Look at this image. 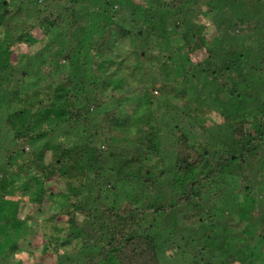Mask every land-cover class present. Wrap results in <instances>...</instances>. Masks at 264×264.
<instances>
[{
	"label": "trees",
	"instance_id": "16d2710c",
	"mask_svg": "<svg viewBox=\"0 0 264 264\" xmlns=\"http://www.w3.org/2000/svg\"><path fill=\"white\" fill-rule=\"evenodd\" d=\"M77 1L44 0L42 20L9 41L6 32L19 23L14 11L24 0L17 6L13 0H0V30L5 32L0 44H4L0 46V264H41L38 259H50L53 264H207L206 252H221L227 245L216 236L231 228L228 219L216 217L214 207L218 181L225 178H235L238 189L235 199H219L225 205H237L245 238L234 240L242 242L243 253L226 255L221 264H244L252 260L250 256L264 254V215L258 213L264 206V162L241 168L248 157L255 159L258 153L264 157V100L256 105L257 116L236 110L233 118L224 117L234 124L229 127L231 144L222 151L220 143L214 152L202 144L196 146V130L170 126L168 119L179 117L178 112L168 103L161 105L148 86L139 97L148 95L137 97L139 103L127 119L114 108L92 125L88 118L102 105L101 100L94 103L85 87L87 71L98 77L103 68H117L111 56L114 42L133 37L142 46L134 55V69L141 72L142 81L150 76L161 94L172 92L176 83L167 78L175 71L183 91L224 93L240 107L247 74L238 54L224 51L223 46L228 41L240 48L244 38L229 35L242 26L239 20L246 14L242 6L252 13L264 12V0H152L148 10L146 6L132 10L131 17L138 15L134 32L112 21L77 28ZM210 8L214 16L207 22L214 24V34L195 16H206ZM223 9L226 12L221 14ZM105 12L99 19H104ZM237 13L239 20L229 26L219 23L220 14ZM249 18L247 14L243 24L246 32L252 30ZM48 28H67L66 35L79 51L73 53L54 42L43 47ZM245 39L251 44L250 55L264 63L257 55L264 50V37L255 30ZM31 40L39 49L19 53L18 46ZM61 56L65 65L58 63ZM65 68L67 74L53 77ZM257 78L263 81V68ZM89 88L94 90L96 84ZM49 110L54 111V121L44 126L40 115ZM187 112L196 118L193 110ZM209 131L205 128L200 140ZM120 144L125 155L118 153ZM101 146L108 150L101 151ZM105 169L107 175L102 177ZM258 173L263 177L259 183ZM107 179L111 183L104 184ZM52 183L62 185V191L52 192ZM117 185L127 187L126 197L119 201L112 195ZM47 205L57 209L41 218ZM34 233L41 258L20 249L22 241ZM244 253L251 259L243 258Z\"/></svg>",
	"mask_w": 264,
	"mask_h": 264
},
{
	"label": "rangeland",
	"instance_id": "374dc122",
	"mask_svg": "<svg viewBox=\"0 0 264 264\" xmlns=\"http://www.w3.org/2000/svg\"><path fill=\"white\" fill-rule=\"evenodd\" d=\"M129 1L130 4L127 5L126 2ZM19 0H13L14 6H17ZM152 0H78L77 4L75 5L76 8V26L77 28H82L84 26L91 25L92 27L95 26L96 23L100 21L108 22L112 21L114 24H116L118 27H124L125 29L129 31H133L136 29L134 26L136 24V18L134 15H132V10L135 11L143 10L146 6L147 10L150 6V3ZM44 4V0H24L23 4H20L19 9L14 11L18 22H15L13 25V28L10 27L8 29L7 35L9 37V41L12 40V36L17 33H25L27 32L30 27L38 22H40L43 18V14L46 13L45 10H42L41 7ZM220 8L221 6L218 5ZM211 8H215V5L212 4ZM210 8L211 12L207 13L206 16L202 15H195L197 16L202 23H205L208 25L209 28V34H214V24L211 26L207 21L210 19L209 16H214V12ZM106 10L104 13V19H99V16L102 15V11ZM241 10L246 13L244 14L241 19L239 20L238 14H234L231 17L226 15H221L224 12H226V9H223L220 11V24L223 26H229L231 23L239 20L241 23V28H239V31L231 33L229 36L232 37H238L242 36L240 39L242 40V45L240 43L238 46L240 48H237L233 43H229L228 41H225V46H223L224 51H230L238 54V58L241 64V69L245 74H247V81H246V88L242 89L241 91V97H242V106H238L235 102L230 101L227 98V95L224 93H221L220 95L214 96V94H201V93H195V91H183L181 88V81L178 78V73L175 71H172L171 74L173 77L168 76L166 73V76H168V81L172 82L174 81L175 87L172 89L171 93L161 94L157 87H154L151 84V77L149 76L145 81H142L141 78V72H137L134 69V55H138L140 53L141 44L139 38H126L122 41H116L113 45V50L111 53L112 58L116 60L117 68L115 70L108 71L107 69L103 68L100 72V75L98 77L91 76L89 71L86 72L87 78L85 87L88 88V92L91 94V99H93L94 103H99L101 100V108L94 111V114H92L88 120L92 125H97L101 119V115L109 111L110 109H120L122 110V119H127L130 115V111L136 108V104L139 103L137 97L141 94L143 91L144 86H148L153 88L155 96L161 101V105L163 103H168L174 112H178L179 117H170L168 119V123L173 128H178V126L183 125L185 129L187 127L190 130H196V134L194 137L197 136V139H193L196 142V146L199 147L200 144L207 146L211 151H216V145L222 143L218 150L224 151L225 148H227V145L231 144L232 136L230 135L229 127L234 125L232 122H225L224 117L229 115L231 118L234 116V111L238 110L239 114H249V116L254 117L257 116V109L256 105L258 106L259 100H264V79L257 78V75L260 73V69H264V63H260L258 59L253 57L252 52L249 51V48L251 47V44H247V41L245 38L248 37V35H251L253 31L259 32L264 37V12L262 11H256L255 13H252V9H247L245 6H242ZM136 12V13H137ZM247 14L250 15V18L248 24L252 27V30L249 32H246L245 25L246 23L245 19H247ZM153 14L150 15L152 17ZM193 16V17H195ZM194 24L196 23L195 19L192 21ZM130 23V25H129ZM255 23V24H254ZM45 40L46 44L43 46L46 48L48 42H54L59 43L61 46H64L66 48H71L73 53H77L79 50L76 51L75 42L66 35L67 28H60L56 30H51V28L45 29ZM179 30H177L178 32ZM40 32V31H39ZM42 32V31H41ZM228 36V37H229ZM5 38V32L0 30V44ZM230 39V38H229ZM240 39H231L233 42H238ZM262 44H264V39L262 41ZM4 45V44H2ZM0 45V46H2ZM38 43L35 44L32 42V40L25 44H20L18 46L19 50L18 52L21 54H29L32 51L38 50ZM50 47H52V44H50ZM130 48V49H129ZM130 50V51H128ZM75 51V52H74ZM83 52H86V49H82ZM72 54V53H71ZM260 57V60L264 61V50L259 52L257 54ZM246 56L245 58H242ZM48 62V61H47ZM89 62V61H87ZM58 63L60 65H65L66 61L61 56L58 60ZM107 63H105V66ZM68 68H65L64 70H61L58 74H53V77H60L61 75L64 76ZM67 74V73H66ZM73 74V80L76 81L74 73ZM81 76H86L84 74L79 73ZM56 75V76H54ZM165 76V77H166ZM178 78V79H177ZM259 79V80H257ZM44 80H46L44 78ZM91 83L96 84V88L92 90L89 88ZM192 83H190L191 86ZM194 85H192V88ZM25 92V90H23ZM186 92V93H185ZM148 94H142L139 98H143V96ZM250 96H253L252 99H250ZM182 99V102H180ZM194 99V101L192 100ZM245 99L246 102L243 100ZM192 100V101H191ZM188 105V108L186 107ZM162 113L165 116L167 113L165 112L164 107H162ZM154 109L157 111V105L154 106ZM187 109L193 110L196 115V120L189 117V113L187 112ZM166 113V114H165ZM54 111L49 110L48 112H44L42 115H40L42 124L44 126L52 123L54 121ZM169 116V115H168ZM175 121L173 120V118ZM156 118L159 119L158 114H156ZM250 118V120H251ZM195 120V121H194ZM207 129L205 133V136L202 137V140H200L201 133ZM231 128V127H230ZM194 132V133H195ZM193 137V138H194ZM102 145V144H101ZM103 146L100 147L101 151H107L108 147L105 146V148L102 149ZM225 147V148H224ZM124 147H122V144H120V152L123 155H125L126 152L122 150ZM221 148V149H220ZM27 148H24L26 151ZM1 157V156H0ZM262 159V162H264V157L262 153H258L256 158H246L241 163V168L244 170L243 167L249 168L254 163H260ZM108 163V162H107ZM115 166V162H109V166ZM159 171H162L164 169L162 164H159L158 167ZM264 172V170H263ZM102 177H106V169L101 170ZM264 176V173H263ZM256 181L262 182L263 177L261 173H258L255 175ZM254 177V178H255ZM111 183L109 179L103 181ZM219 185L217 184L218 190L215 191L216 194L214 198V207H215V213L217 218H226L229 220V225L231 228H229L225 234L220 233V235L216 236L219 240L221 239L222 242L226 243L227 245H224V248H222V251H214L206 254L207 256V264H221L223 258L226 255H229L233 252L243 253L242 251V242L239 244H235L234 240L245 238L242 237L241 233H244L245 231L242 230L241 225V217L240 214L237 215V205L235 203L230 205H225L221 202L220 199H223L226 197L225 200L234 198L235 199V193L238 189V185L235 178H225L224 180L218 181ZM52 192H60L62 191V185L59 183H52L51 185ZM62 186V187H61ZM108 187V185H106ZM109 189V188H108ZM126 186H120L117 185L115 191L112 192V195L115 196L116 201L121 200L122 198L126 197ZM227 194V195H226ZM219 197H221L219 199ZM47 202H49L47 200ZM48 204V203H46ZM44 213L41 214V218L44 216L48 217L49 214L53 213L57 208L51 207L50 205L44 206ZM224 207V208H223ZM223 210V214L219 211ZM225 211V212H224ZM258 213L262 216L264 215V206L261 205V208L258 210ZM251 214L252 213H247ZM258 215V214H256ZM163 222V221H162ZM221 224L223 225L224 222L222 220ZM226 226V224H224ZM36 228V227H35ZM238 234H236V232ZM190 236L192 233L189 234ZM38 234L34 233L27 237L22 243L20 244V249L22 251H25L26 253H36L37 258H41L37 252L39 250L35 249V246H40L38 244L37 240ZM86 252V251H84ZM83 254V252H82ZM248 253H244L243 258H247L246 260L251 261H245L244 264H264V254L258 253L255 255L250 256L249 258ZM20 257V256H19ZM83 257V256H82ZM237 258H241V254L237 256ZM254 258V259H253ZM20 259V258H18ZM35 260V259H34ZM39 263L41 264H53L52 260L50 259H38ZM196 259L194 258V261ZM192 263L193 261L190 260ZM20 264H26L25 262H21ZM170 264V263H168ZM174 264V263H172ZM177 264H191L188 262H181ZM204 264V263H199ZM235 264H242L241 262H235Z\"/></svg>",
	"mask_w": 264,
	"mask_h": 264
}]
</instances>
